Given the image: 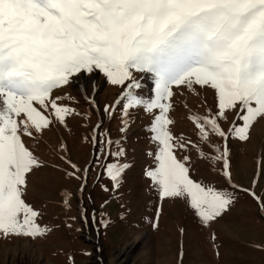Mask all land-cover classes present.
<instances>
[{"label":"snow or ice","instance_id":"obj_1","mask_svg":"<svg viewBox=\"0 0 264 264\" xmlns=\"http://www.w3.org/2000/svg\"><path fill=\"white\" fill-rule=\"evenodd\" d=\"M97 73L118 89L103 112L111 119L119 109L120 132L127 130L130 110L142 107L150 114L154 148L147 155L155 166L143 174L161 201H185L204 224L232 204L228 192L193 179L190 156L178 157L177 151L191 145L205 154L172 134L169 113L174 88L197 95V87L212 91L215 110L189 119L201 141L208 142L210 134L222 138L223 150L213 145L211 159L222 161L231 183L229 137L248 141L251 129L264 121V0H0V240H34L49 231L26 200L29 178L47 165L25 138L39 142L54 123L66 126V117L78 113L59 103L71 97L53 93L77 85L88 99ZM134 73L151 79L150 98L136 93L142 85ZM92 141L106 146L99 150L105 160L115 158L102 167L118 189L131 167L120 160L125 149L110 137L98 139L95 129ZM114 143L117 150L111 151ZM60 148L67 151L65 144ZM60 159L75 169L69 176L81 171L67 157ZM88 172L83 169L85 183ZM243 191L260 201L254 191ZM159 215L158 208L157 221Z\"/></svg>","mask_w":264,"mask_h":264},{"label":"rangeland","instance_id":"obj_2","mask_svg":"<svg viewBox=\"0 0 264 264\" xmlns=\"http://www.w3.org/2000/svg\"><path fill=\"white\" fill-rule=\"evenodd\" d=\"M134 75L142 85L136 93L150 98L153 93L149 76ZM117 92L97 73L96 87H89L88 99L77 85L53 93L71 97L59 103L75 109L78 115L66 117V126L54 123L39 142L25 138L47 165L29 178L26 200L40 212L37 223L49 231L34 240H0V264H264V121L251 129L248 141L229 137V183L223 176L222 161L211 159L216 155L213 145L223 150L222 138L210 134L208 142L201 141L189 119L206 115L207 108L215 110L212 91L197 87V95L183 87L174 88L169 113L174 123L169 128L174 136L191 140L205 154L202 158L197 147L189 145L187 151H177L178 157L190 156L193 179L233 197L220 217L204 224L185 201L159 199L143 174L144 169L155 166L147 155L154 148L147 131L150 114L142 107L130 110L127 130L120 132L119 109L111 119L103 112ZM89 100H94L95 106ZM222 126L227 130L229 124L222 122ZM94 129L98 139L110 137L125 149L120 160L131 167L118 189H113L102 167L115 162V158L105 160L99 150L106 146L93 144ZM61 144L67 146V151L60 148ZM116 150L114 143L111 151ZM97 155H101L99 161ZM60 156L70 159L81 171L69 176L67 173L75 169ZM85 168L89 169L86 183L82 175ZM244 189L254 191L260 201ZM65 193L70 194L67 204ZM154 223L158 227H153Z\"/></svg>","mask_w":264,"mask_h":264}]
</instances>
